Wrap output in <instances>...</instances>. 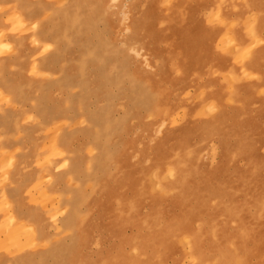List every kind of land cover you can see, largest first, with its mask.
Returning <instances> with one entry per match:
<instances>
[{
  "label": "rangeland",
  "instance_id": "obj_1",
  "mask_svg": "<svg viewBox=\"0 0 264 264\" xmlns=\"http://www.w3.org/2000/svg\"><path fill=\"white\" fill-rule=\"evenodd\" d=\"M37 1L25 59L0 33V264H264V0Z\"/></svg>",
  "mask_w": 264,
  "mask_h": 264
},
{
  "label": "bare ground",
  "instance_id": "obj_2",
  "mask_svg": "<svg viewBox=\"0 0 264 264\" xmlns=\"http://www.w3.org/2000/svg\"><path fill=\"white\" fill-rule=\"evenodd\" d=\"M39 3V4H36ZM227 3V0H222V2H220V6L218 8H216V10L218 12L223 11V7L225 6V4ZM8 6V9L5 11L4 15H2V11H4L6 9V7ZM42 9L46 8L47 6L44 5L43 1H37V0H0V33L1 36H5L4 38L7 39L6 43L1 42L2 47H5L7 45L8 49L11 48V45H16V49L15 52L18 51L17 55L21 56V58L26 57L25 53H24V46L22 45L23 42V38H21L20 36H18L15 33V30L13 29V27L17 30L18 28H27L28 25L30 23H28L27 19L33 20L34 19V15H32L31 13L33 12V10H35V8H41ZM67 13V12H66ZM43 14V12H42ZM52 17V16H51ZM37 21V19H36ZM35 21V22H36ZM206 19L203 20V22H205ZM35 32L34 33H30L28 34L29 36H31L33 38V40H35L38 44L44 45L46 47H51V44L53 43L52 41V36L54 38V44L58 43L56 42V35L52 26V18H48L45 21H38L37 25L35 26ZM256 27L254 26L252 27V32L257 33L256 32ZM4 34V35H3ZM238 33H234V39H239ZM240 40V39H239ZM3 41V40H2ZM15 42V43H12ZM241 45H243V40L240 41ZM243 49H246V54L248 53V47L246 44L243 45ZM250 52V51H249ZM16 55V56H17ZM18 57V56H17ZM25 59V58H24ZM12 63L11 59L8 58H1L0 59V81L5 85L6 89H2L0 88V106L2 105L4 107L3 101L2 100H6L7 98L9 100H11L12 102H9V104L7 105V108H1L0 107V116H1V121L3 123L4 117L6 116V113H14L11 110H13V103L15 104H19V105H23L25 101H27L28 99H22L21 96L19 97L18 95L20 94L21 91V87H19V85L17 84H13L9 78L4 75L6 73L7 70V64ZM7 79V80H4ZM21 84H24V82H21ZM12 103V104H11ZM41 111L44 109L43 107H40ZM24 111V110H23ZM19 115L23 116V114L18 113ZM24 114L26 115V112L24 111ZM100 116H98L94 123L99 125L102 121H99ZM14 128L11 127H4V126H0V132L3 133V135H0V200H2L3 202H6V204H9L10 201H12L11 199V194H10V190L6 189V186L3 184V180L5 177V173L3 172L5 169V164H7L8 162V154L5 153V150L11 153V148H15L17 147L16 142L10 141L7 137V134H9V132L11 130H13ZM58 144L59 141L57 140ZM7 154V155H6ZM16 160H17V156L16 154L13 152L12 154V161H11V165H15L16 164ZM9 162H10V158H9ZM35 162V161H33ZM38 163V162H37ZM27 168V166L24 163V160H20L19 164L16 166V170L15 173H17V177L19 175H21L24 170ZM8 176L10 177V175L8 174ZM15 214L13 215V217L16 219V223L18 224H26L25 222H23L22 220H18L19 215H18V209L15 206ZM0 225H2L0 223Z\"/></svg>",
  "mask_w": 264,
  "mask_h": 264
}]
</instances>
